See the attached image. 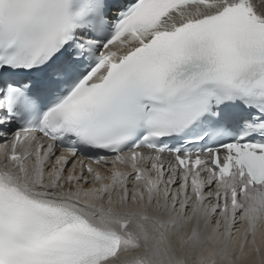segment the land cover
Here are the masks:
<instances>
[{"label": "snow or ice", "instance_id": "6c2138e0", "mask_svg": "<svg viewBox=\"0 0 264 264\" xmlns=\"http://www.w3.org/2000/svg\"><path fill=\"white\" fill-rule=\"evenodd\" d=\"M0 141V264H264V0H0Z\"/></svg>", "mask_w": 264, "mask_h": 264}]
</instances>
